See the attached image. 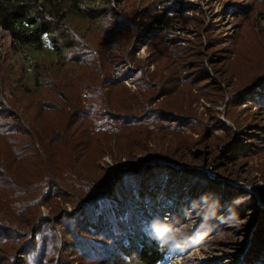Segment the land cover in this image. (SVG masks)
<instances>
[{
	"label": "rangeland",
	"instance_id": "374dc122",
	"mask_svg": "<svg viewBox=\"0 0 264 264\" xmlns=\"http://www.w3.org/2000/svg\"><path fill=\"white\" fill-rule=\"evenodd\" d=\"M67 25L85 65L67 61L78 77L60 76L56 95L51 86L24 95L35 71L0 30V86L14 112L30 118L44 103L57 127L79 100L74 86L85 118L66 117L79 166L68 195L36 184L64 149L52 146L50 160L28 135L10 134L27 149L0 163V264H139L146 248L161 252L159 264H264V0H122L99 22ZM104 62L118 135L88 141L86 118L99 110L86 77ZM156 221L189 243L162 247Z\"/></svg>",
	"mask_w": 264,
	"mask_h": 264
},
{
	"label": "trees",
	"instance_id": "16d2710c",
	"mask_svg": "<svg viewBox=\"0 0 264 264\" xmlns=\"http://www.w3.org/2000/svg\"><path fill=\"white\" fill-rule=\"evenodd\" d=\"M121 2L122 0H0V30L10 36L12 47L21 54L22 60L28 63L29 68L35 71L32 89L22 87L24 95L31 94L34 92L33 90L40 89L41 87L48 88L50 86L56 95L61 84V80H58L60 76H64L67 79L78 77L71 70L68 71L67 61L74 64L79 63L80 65H85V62L79 59L78 52L71 54V51L78 47V42L69 31L67 21H71L77 17L90 22H99L106 13H116L118 5ZM38 57L52 58L53 65L46 67L45 64L38 60ZM95 67V74L88 75L86 79L91 82V85L96 84L92 89L94 103L91 109L96 108L99 111L93 109L90 117L86 118L87 124L85 123V127L89 126L95 129L93 134H90L88 137V141L99 140L100 142L102 139L107 140L118 135V126L113 127V122L109 118L112 114L111 108H114V105L108 102L106 97H103L100 84L102 80L104 81L112 77V69L105 62L103 68L102 63H99ZM64 69L67 70L66 74H60ZM113 79H115L113 83H106L118 84L120 82L118 78ZM1 82L0 141L6 143L8 139L11 140L10 134H26L32 139V145L35 150L38 151L40 149V155L43 153V158H49L52 155L50 160L54 158L52 146L55 147V150L58 148L64 149V153L61 156H55L52 163L45 165V169L48 171V178L43 183L36 182V184L38 188L42 186L43 189L44 184H51L62 195L72 193L70 187L74 179L73 173L77 174L76 170L79 166L76 164L77 161L72 160V157L75 155H72V147L68 146L70 153H67L66 144L70 142H65V139L70 138V134L74 133L76 129L69 123L66 117H79V119L85 120L84 116L82 117V92L77 87L72 86L79 96V100L76 101L73 98L72 107L74 110L61 109L65 113V119L61 120V118H58V126L54 127L49 124L48 116L51 113H47L42 109L48 110L51 108L49 109L50 111L55 108L46 107L44 103H39V107L36 106L38 111L36 116L27 118L19 114V117L13 110V106L16 107L18 102H11V99L14 97L4 96L3 93L6 86L3 85V80ZM16 94L15 92L14 96ZM11 96H13V93ZM20 100L19 98L18 101ZM5 107L9 108L8 112ZM4 114L7 116H3ZM85 115L89 116L87 113ZM4 118L10 120L12 123L3 121L2 119ZM32 119L35 120V123L32 122ZM63 120H66L65 124H62ZM55 128L60 129L55 131ZM114 128L116 129L114 130ZM57 140L61 142H53ZM71 140L73 141V139ZM8 142L6 147L0 151V163L2 165L7 161L8 155L15 147L27 149V146L23 145V141L19 142V144L17 142ZM105 151H107V148ZM69 154L70 158H68ZM65 159L67 161H63ZM18 182H22L21 185ZM18 182L15 183L19 187H25L33 181ZM68 185L70 187L67 189ZM93 192L94 190L87 192L85 199L89 198ZM18 202H21L19 198ZM151 243L153 245V242ZM153 246L156 247V245ZM141 255L143 258L139 264H159V260L162 259L161 252L153 248H146Z\"/></svg>",
	"mask_w": 264,
	"mask_h": 264
},
{
	"label": "clouds",
	"instance_id": "9594fccd",
	"mask_svg": "<svg viewBox=\"0 0 264 264\" xmlns=\"http://www.w3.org/2000/svg\"><path fill=\"white\" fill-rule=\"evenodd\" d=\"M152 237L163 246H172L174 248H183L188 243L181 241L177 234L162 223L156 221L153 224Z\"/></svg>",
	"mask_w": 264,
	"mask_h": 264
},
{
	"label": "bare ground",
	"instance_id": "6f19581e",
	"mask_svg": "<svg viewBox=\"0 0 264 264\" xmlns=\"http://www.w3.org/2000/svg\"><path fill=\"white\" fill-rule=\"evenodd\" d=\"M208 188V187H207ZM200 192V191H199ZM168 206V205H167ZM184 208V207H183ZM187 211H189V210H187ZM110 219H111V221L113 222V223H117V220H116V218L113 216V215H110Z\"/></svg>",
	"mask_w": 264,
	"mask_h": 264
},
{
	"label": "built area",
	"instance_id": "2783aa9c",
	"mask_svg": "<svg viewBox=\"0 0 264 264\" xmlns=\"http://www.w3.org/2000/svg\"><path fill=\"white\" fill-rule=\"evenodd\" d=\"M173 1H177V0H173Z\"/></svg>",
	"mask_w": 264,
	"mask_h": 264
}]
</instances>
